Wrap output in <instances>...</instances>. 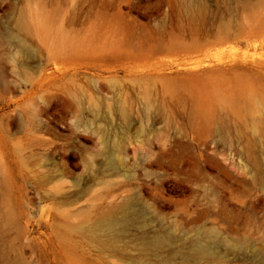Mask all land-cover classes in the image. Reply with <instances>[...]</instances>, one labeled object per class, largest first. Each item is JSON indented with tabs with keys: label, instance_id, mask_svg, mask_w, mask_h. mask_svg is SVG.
Here are the masks:
<instances>
[{
	"label": "rangeland",
	"instance_id": "374dc122",
	"mask_svg": "<svg viewBox=\"0 0 264 264\" xmlns=\"http://www.w3.org/2000/svg\"><path fill=\"white\" fill-rule=\"evenodd\" d=\"M0 264H264V0H0Z\"/></svg>",
	"mask_w": 264,
	"mask_h": 264
},
{
	"label": "bare ground",
	"instance_id": "6f19581e",
	"mask_svg": "<svg viewBox=\"0 0 264 264\" xmlns=\"http://www.w3.org/2000/svg\"><path fill=\"white\" fill-rule=\"evenodd\" d=\"M112 225H114V224H112V223H107V224H105L104 226H105V227H112Z\"/></svg>",
	"mask_w": 264,
	"mask_h": 264
}]
</instances>
